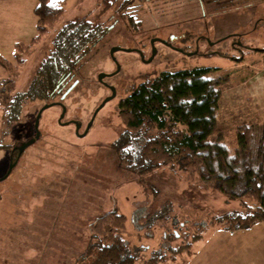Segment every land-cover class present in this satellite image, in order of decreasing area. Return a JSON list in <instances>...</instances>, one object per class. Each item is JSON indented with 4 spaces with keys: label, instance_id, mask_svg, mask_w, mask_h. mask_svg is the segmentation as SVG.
Wrapping results in <instances>:
<instances>
[{
    "label": "rangeland",
    "instance_id": "obj_1",
    "mask_svg": "<svg viewBox=\"0 0 264 264\" xmlns=\"http://www.w3.org/2000/svg\"><path fill=\"white\" fill-rule=\"evenodd\" d=\"M18 1L0 0V26L3 22L15 28L11 33L0 30L1 35L8 34L0 40V83L5 82L1 100L26 90L52 37L67 20L90 13L93 23L117 22L110 24L109 32L86 55L90 59L80 76L89 81L72 86L68 96L30 103L21 122L8 125L0 121V145L13 146L34 135L37 111L51 105L41 113L40 138L0 181V264H74L86 246L91 223L114 209L126 217L125 239L144 247V257L166 246L163 236L177 221L242 211L238 201H226L221 193L189 180L180 171L161 168L137 176L119 164L111 144L122 128L119 103L130 84L139 83V75L203 66L212 69L206 77L218 93L214 130L208 139L232 154L236 129L264 122V52H259L264 50V0H134L124 8L129 0H62L63 14L32 44L36 35L33 12L31 32H20L16 28L20 23L12 22L9 12L5 14L18 8L14 5ZM37 4L34 0L33 9ZM28 19L29 13H22V22L30 23ZM16 36L30 44L19 53L20 62L14 58L20 42L13 41ZM234 37L238 39L233 48ZM151 39L171 47L154 42L155 55L145 63L151 55ZM113 46L136 49L143 56L113 54L120 68L103 81L114 87L115 96L96 113L87 133L78 137L73 124L57 122L59 104L65 108L60 122L80 121L81 134L93 111L111 94L98 83L97 75L115 71L109 57ZM172 47L197 53L187 56ZM237 57L240 60L233 59ZM13 161L10 149L0 146V178ZM185 235L180 233L172 248L183 244ZM163 252L164 261L152 264H264V222L237 232L209 227L189 252L173 256L168 249Z\"/></svg>",
    "mask_w": 264,
    "mask_h": 264
},
{
    "label": "trees",
    "instance_id": "obj_2",
    "mask_svg": "<svg viewBox=\"0 0 264 264\" xmlns=\"http://www.w3.org/2000/svg\"><path fill=\"white\" fill-rule=\"evenodd\" d=\"M131 1L134 0L125 2L122 8ZM32 12L36 18V35L30 44L63 14V1L38 0ZM90 16L88 13L67 20L57 29L50 49L26 90L0 99L1 123L21 122L30 103L68 96L72 86L89 81L80 76L90 59L86 55L109 32L110 24L117 22L114 19L110 24L93 23ZM129 22L135 25L132 19ZM28 46L16 45L17 62L21 61L19 53ZM211 71L210 67L196 66L171 73L139 75V83H131L119 103L118 119L122 128L111 146L119 164L137 176L149 175L161 168L177 170L189 180L221 193L226 201H238L242 211L211 215L206 220L177 221L170 233L165 232L163 236L166 246L144 257V247L132 245L125 239L126 217L114 209L91 223L86 246L74 264L163 262L166 256L163 249L170 250L172 256L189 252L191 245L200 240L209 227L235 232L264 222V122L238 127L232 154L222 145L213 144L208 136L214 130L218 93L206 77ZM85 85L87 88L91 83ZM0 146L8 147L10 160H14L17 150H12L11 145ZM183 232H186L183 244L172 248V242Z\"/></svg>",
    "mask_w": 264,
    "mask_h": 264
},
{
    "label": "water",
    "instance_id": "obj_3",
    "mask_svg": "<svg viewBox=\"0 0 264 264\" xmlns=\"http://www.w3.org/2000/svg\"><path fill=\"white\" fill-rule=\"evenodd\" d=\"M154 42H161L162 44H166L167 46L171 47V45L167 44L165 41L163 40H160V39H151L150 40V46H151V55L150 57L146 60L145 63H149L153 56L155 55V52H156V49L155 47L153 46V43ZM174 50L180 52V53H183L184 55H187V56H193L197 53V51H193V52H187V53H184L182 49H178V48H174L172 47ZM119 51H122V52H136L137 54H139V56L142 58V54L139 50H136V49H128V48H121V47H118V46H113L109 49V57L110 59L115 63V71H113L112 73H99L97 75V81L98 83L102 84L103 86H105L106 88L109 89L110 91V95L108 97H105L101 103L97 106V108L93 111V114L90 118V120L88 121V123L86 124L83 132L81 134L78 133L79 129L81 128V122L80 121H67V122H64V123H61V119L64 117V112H65V108L63 105L59 104V106H61V113L57 119V122L59 124H63V125H68V124H73L74 125V133L76 134V136L78 137H83L88 129L90 128V126L92 125V121L96 115V113L104 106V104L107 102V101H110L111 99L114 98L115 96V89L113 86H109L108 84H106L103 79L104 78H107V77H111L113 75H115L118 70H119V65L116 63L115 59H114V56L113 54L115 52H119ZM51 105L50 104H45L43 105L36 113L35 117H34V121H33V131H34V135L32 137H30L29 139H27L26 141H23V142H16L12 147L11 149L14 150L16 149L17 150V156L16 158L14 159L13 162H11L8 167H7V170L5 172V174L0 178V181L5 179L11 172V170L15 167V165L17 164V161H18V158L20 156V154L26 150L28 147H30L31 145H33L39 138H40V132L38 130V124H39V120H40V117H41V113L47 109L48 107H50Z\"/></svg>",
    "mask_w": 264,
    "mask_h": 264
},
{
    "label": "crops",
    "instance_id": "obj_4",
    "mask_svg": "<svg viewBox=\"0 0 264 264\" xmlns=\"http://www.w3.org/2000/svg\"><path fill=\"white\" fill-rule=\"evenodd\" d=\"M2 2L5 3L6 0H2ZM33 3H34V0H19L18 2H16L14 4L18 8L9 9V10H6L5 11V14L9 12L8 13V17L10 18V20L12 22H16L17 24L20 23L19 25H16L17 26L16 28L20 29V32H23V31H26V30H28L29 32H31V30H32L31 13H32V11H33L32 9L34 7L33 6ZM4 5H6V4H4ZM22 13H24V16L26 15V13H29L30 19H28V20L30 21V23H23L22 22V20H21ZM13 29H15V28H13V26L11 27L9 23L8 24H4L3 22L1 23V26H0V30L1 31H7V32L11 33ZM20 32L18 33L19 35H20ZM7 35L8 34H2V35L0 34V40L6 39V36ZM9 35H11V34H9ZM15 38L16 39L13 40L14 42L20 41L18 43L23 44V45H26V43H23L26 39L22 41V39L21 38H17V36ZM9 39H11V38H9ZM235 232H237V231H235Z\"/></svg>",
    "mask_w": 264,
    "mask_h": 264
},
{
    "label": "flooded vegetation",
    "instance_id": "obj_5",
    "mask_svg": "<svg viewBox=\"0 0 264 264\" xmlns=\"http://www.w3.org/2000/svg\"><path fill=\"white\" fill-rule=\"evenodd\" d=\"M233 39H235V41H232V46L233 48L235 47L234 44L237 43L236 39H238L237 37H234ZM240 39V38H239ZM122 52V51H121ZM184 53H187L186 51ZM116 75V74H115ZM114 77V76H113ZM107 80V78H104ZM108 85L110 86V84L108 83Z\"/></svg>",
    "mask_w": 264,
    "mask_h": 264
},
{
    "label": "built area",
    "instance_id": "obj_6",
    "mask_svg": "<svg viewBox=\"0 0 264 264\" xmlns=\"http://www.w3.org/2000/svg\"><path fill=\"white\" fill-rule=\"evenodd\" d=\"M4 84H5V82H1L0 83V93H1V91H3L4 90ZM6 86V85H5ZM1 98V97H0Z\"/></svg>",
    "mask_w": 264,
    "mask_h": 264
}]
</instances>
